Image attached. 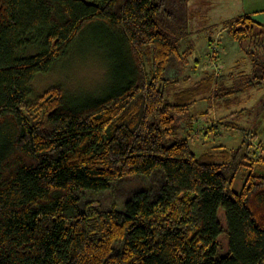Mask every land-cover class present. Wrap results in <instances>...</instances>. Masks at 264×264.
<instances>
[{
    "label": "trees",
    "instance_id": "1",
    "mask_svg": "<svg viewBox=\"0 0 264 264\" xmlns=\"http://www.w3.org/2000/svg\"><path fill=\"white\" fill-rule=\"evenodd\" d=\"M189 1L0 0V264H264V155L248 138L197 154L182 133L201 96L229 110L264 90V23L227 20L249 63L178 90ZM100 28L117 48L113 90L70 107L59 85L36 98L37 75ZM106 192L122 206L104 208Z\"/></svg>",
    "mask_w": 264,
    "mask_h": 264
},
{
    "label": "rangeland",
    "instance_id": "2",
    "mask_svg": "<svg viewBox=\"0 0 264 264\" xmlns=\"http://www.w3.org/2000/svg\"><path fill=\"white\" fill-rule=\"evenodd\" d=\"M262 9L264 0H190L187 5L188 24L181 45L182 50L190 49L191 53L179 62L173 60L170 65L169 74L177 79V89L192 85L208 73L227 75L240 70L238 65L243 68L245 60L249 63V57L243 59L247 55L225 28L226 21L247 13L257 15L256 10ZM88 31L90 33L80 36L66 50L56 63L57 66L48 73L37 75L34 81L36 98L49 87L59 85L64 90L65 104L70 107L97 99L113 90L119 72L112 54L116 53L117 48L110 36H104L103 29ZM211 47L219 51L217 60L211 53ZM210 95L198 98L191 106L187 119L184 118L182 122V133L190 137L194 151L197 154H218L224 149H230L235 153L248 138L251 140L249 155H264V90L255 89L243 93L239 97L240 105L229 110L216 103ZM242 108H246L243 113L230 114ZM220 118H223V123L216 129H210L209 125ZM226 120L233 122L236 127L226 125ZM191 123L192 129L186 127ZM253 133H257V138L251 137ZM241 173L237 175L234 184V190L238 192L244 184ZM97 201L104 208L113 204L122 206V200L111 192L97 196ZM220 214L224 221V212Z\"/></svg>",
    "mask_w": 264,
    "mask_h": 264
},
{
    "label": "crops",
    "instance_id": "3",
    "mask_svg": "<svg viewBox=\"0 0 264 264\" xmlns=\"http://www.w3.org/2000/svg\"><path fill=\"white\" fill-rule=\"evenodd\" d=\"M255 13H257V15L253 14V13L252 14L251 13H247V14L254 16L256 19H258L259 21L264 23V9L256 10Z\"/></svg>",
    "mask_w": 264,
    "mask_h": 264
}]
</instances>
